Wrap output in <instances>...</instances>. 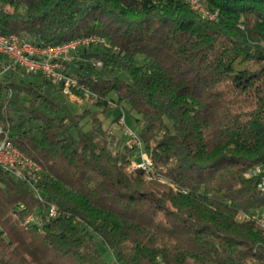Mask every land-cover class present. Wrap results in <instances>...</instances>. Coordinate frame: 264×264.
<instances>
[{"label": "trees", "instance_id": "1", "mask_svg": "<svg viewBox=\"0 0 264 264\" xmlns=\"http://www.w3.org/2000/svg\"><path fill=\"white\" fill-rule=\"evenodd\" d=\"M206 1L217 21L182 0H0L1 35L108 43L68 65L99 97L78 115H59L42 76L0 78V126L43 175L37 194L0 169V264H264V229L237 219L264 207L248 175L264 165V0ZM110 102L116 125L136 113L155 174L176 189L131 169L102 121ZM32 213L43 222L25 227Z\"/></svg>", "mask_w": 264, "mask_h": 264}, {"label": "built area", "instance_id": "2", "mask_svg": "<svg viewBox=\"0 0 264 264\" xmlns=\"http://www.w3.org/2000/svg\"><path fill=\"white\" fill-rule=\"evenodd\" d=\"M196 13L202 15L210 21H217L219 13L211 11L207 7L206 0H182ZM103 37L90 36L77 38L59 45H38L26 36L16 34H0V78L10 71H21L32 75L42 76L54 83L59 90L71 100L81 103L85 100L95 102L98 95L79 82L77 76L68 67L73 63L76 55L82 50L97 46L107 45ZM96 66H102L97 61ZM111 108H117V104L110 102ZM118 126L125 127V113L122 112L118 120ZM126 145L131 149H138L141 153V161L132 163V170H142L145 177L160 179L163 184L175 188L170 183L155 174V167L150 156L144 151V145L138 133L127 128ZM0 169L10 174L17 180L26 182L37 194L38 184L42 180V167L34 160L18 149L11 140L9 131L0 126ZM250 177H259L258 190H262L264 184V165H257L248 172ZM42 200V198H40ZM24 209V205H21ZM56 206L51 205L45 213V221L50 222L59 216ZM237 219L242 223H251V220H259V224H264V207L254 212L241 211ZM43 220L36 214H29L24 224L30 227L34 223H42ZM264 232V231H263Z\"/></svg>", "mask_w": 264, "mask_h": 264}, {"label": "rangeland", "instance_id": "3", "mask_svg": "<svg viewBox=\"0 0 264 264\" xmlns=\"http://www.w3.org/2000/svg\"><path fill=\"white\" fill-rule=\"evenodd\" d=\"M8 9H11V8L9 7ZM76 70H77V67L73 64L71 66V72H75ZM15 76H16L17 81L25 80V81L39 82L41 80L40 79L41 77L39 76L29 75L21 71H17ZM52 99L59 105V115L60 116L78 115L86 108H91L92 103H93L89 100H85L81 103H77L71 100L69 97L65 96L60 90H57L53 93ZM22 102L26 105L29 104V98L24 96L22 99ZM120 114H121V109L113 108L109 110L106 114L102 115V121L106 128L119 131L120 148L124 149L126 147V142H127V133H126L127 128H130L134 132L139 133L141 130V123L135 120V117H136L135 112H133L132 115H128L127 113H125L126 126L125 127L118 126L115 124V121ZM89 128H90V125L88 123H85L84 129L88 130ZM130 156H131L133 163H139L142 159L141 153L138 149H131ZM97 245H98L99 250L103 254L104 258L108 262L110 263L116 262L113 253L103 243L102 240L100 239L97 240ZM117 264H125V263L122 262V263H117Z\"/></svg>", "mask_w": 264, "mask_h": 264}, {"label": "bare ground", "instance_id": "4", "mask_svg": "<svg viewBox=\"0 0 264 264\" xmlns=\"http://www.w3.org/2000/svg\"><path fill=\"white\" fill-rule=\"evenodd\" d=\"M207 2V1H206ZM218 12V11H217ZM76 40V39H75ZM74 41V40H72ZM36 163V162H35ZM37 165H39L38 163H36ZM251 171V169L249 170ZM160 180V179H159ZM162 181V180H160ZM163 182V181H162ZM261 193H264V184L262 185V190H259ZM259 210V209H258ZM251 222H255L256 224L260 225V227H262L264 229V224H259V220H251ZM25 227H28L27 225L24 224Z\"/></svg>", "mask_w": 264, "mask_h": 264}]
</instances>
